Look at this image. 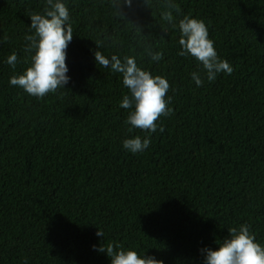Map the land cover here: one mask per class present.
Wrapping results in <instances>:
<instances>
[{
  "label": "trees",
  "instance_id": "obj_1",
  "mask_svg": "<svg viewBox=\"0 0 264 264\" xmlns=\"http://www.w3.org/2000/svg\"><path fill=\"white\" fill-rule=\"evenodd\" d=\"M61 2L70 81L38 98L9 81L32 64L25 36L46 0H0V264H111L93 248L109 242L164 264H204L201 250L242 224L264 247V0ZM185 16L205 23L230 75L209 82L178 54ZM97 50L168 81L172 114L156 132L129 131L134 109L120 104L130 91L95 62ZM136 136L151 143L133 154L123 142Z\"/></svg>",
  "mask_w": 264,
  "mask_h": 264
},
{
  "label": "clouds",
  "instance_id": "obj_2",
  "mask_svg": "<svg viewBox=\"0 0 264 264\" xmlns=\"http://www.w3.org/2000/svg\"><path fill=\"white\" fill-rule=\"evenodd\" d=\"M124 4L131 7L132 0H123ZM169 9L180 11L178 5L168 4ZM30 28L35 30L33 35H26L25 40L30 42L25 51L35 53L32 64L24 74L12 76L9 83L25 90L29 95L43 98L49 93H56L58 89H65L70 81L67 75L66 49L73 39V29L69 21V11L61 0H46L44 14L31 13ZM162 19L172 22V11L162 13ZM181 37L179 44L181 56L191 55L203 65L204 75L209 82L215 81L219 73L231 74L233 67L228 61L220 59L214 47V42L209 39V31L202 20L187 16L179 22ZM98 47V46H97ZM153 61L163 59L162 52H149ZM95 62L113 72L121 73L124 86L131 95H125L120 104L121 108L134 109L125 121L133 129L154 133L157 130V121L162 116L172 114L169 107L170 100L165 99L169 90L168 81L161 76H152L149 72L137 66L133 57H124L123 61L112 55L109 59L99 50L94 53ZM17 55L13 53L8 57L7 63L15 68ZM192 79L199 87L203 84L200 73L193 72ZM164 131L163 127L159 128ZM151 143L150 138L126 139L123 148L129 152L142 153ZM250 225L242 224L239 229L229 228V238L223 240L217 250L202 249L204 264H264V247L255 242V236L250 231ZM97 236L104 237L98 230ZM94 250L105 252L111 259V264H164L154 256H140L134 250H123L118 244L111 242L100 247L93 246Z\"/></svg>",
  "mask_w": 264,
  "mask_h": 264
}]
</instances>
